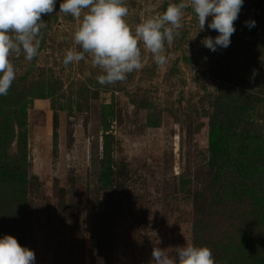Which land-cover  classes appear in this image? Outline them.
I'll return each mask as SVG.
<instances>
[{
  "label": "rangeland",
  "instance_id": "1",
  "mask_svg": "<svg viewBox=\"0 0 264 264\" xmlns=\"http://www.w3.org/2000/svg\"><path fill=\"white\" fill-rule=\"evenodd\" d=\"M61 2L0 95V238L35 264H154V247L186 244L215 264H264V0H244L215 52L202 44L219 34L212 17L198 31L186 8L168 63L141 43L143 68L111 85L90 54L64 65L81 21ZM180 2L125 0V19L134 31Z\"/></svg>",
  "mask_w": 264,
  "mask_h": 264
},
{
  "label": "clouds",
  "instance_id": "2",
  "mask_svg": "<svg viewBox=\"0 0 264 264\" xmlns=\"http://www.w3.org/2000/svg\"><path fill=\"white\" fill-rule=\"evenodd\" d=\"M56 0H0V95L6 96L16 79V68L12 57L21 53L28 61L39 54L41 30L46 26L43 15H50ZM244 0H181L170 4L163 14L143 19L133 31L126 21L128 8L125 0H62L60 12L80 19L73 34L75 45L63 59L65 66L85 59L90 54L94 66L101 69L97 76L100 85L123 82L127 75L141 70L143 48L150 52L158 66L168 63L164 55L165 44L171 45L182 27L184 10L191 7L198 23V31L208 28L218 32L214 38L206 36L202 44L215 52L230 46L236 29L234 22ZM248 28L255 21L245 22ZM258 71L253 69L251 79ZM154 264H215L211 249L207 246L186 244L175 248V254L154 247L151 253ZM0 264H35V253L22 246L13 236L0 238Z\"/></svg>",
  "mask_w": 264,
  "mask_h": 264
},
{
  "label": "trees",
  "instance_id": "3",
  "mask_svg": "<svg viewBox=\"0 0 264 264\" xmlns=\"http://www.w3.org/2000/svg\"><path fill=\"white\" fill-rule=\"evenodd\" d=\"M5 161H6V154L4 152H1L0 153V164L2 168H4V166L6 165Z\"/></svg>",
  "mask_w": 264,
  "mask_h": 264
}]
</instances>
